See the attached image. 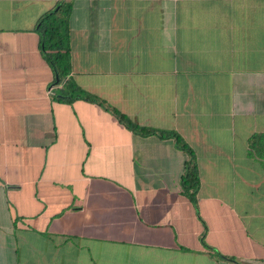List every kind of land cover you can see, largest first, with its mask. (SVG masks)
<instances>
[{"label":"crops","instance_id":"crops-1","mask_svg":"<svg viewBox=\"0 0 264 264\" xmlns=\"http://www.w3.org/2000/svg\"><path fill=\"white\" fill-rule=\"evenodd\" d=\"M60 1L0 0V264H264V0H70V77L177 132L196 203L173 139L52 97Z\"/></svg>","mask_w":264,"mask_h":264},{"label":"trees","instance_id":"trees-1","mask_svg":"<svg viewBox=\"0 0 264 264\" xmlns=\"http://www.w3.org/2000/svg\"><path fill=\"white\" fill-rule=\"evenodd\" d=\"M71 2L70 0H61L54 8L48 10L39 18L38 33L45 60L49 63L53 71L52 85L58 87L55 90L53 98L59 102L72 103L77 99H83L89 102L98 103L106 110L110 111L115 118L124 125L127 129L146 136L156 135L161 138H171L177 146L190 155L187 163L186 173L181 180V188L184 195H186L193 203H196V193L199 186V173L196 158L193 151L188 144L181 138V136L173 130H162L152 127L139 126L120 113L117 109L106 104L94 95L82 90L76 82L70 77V43H69V24ZM260 135H254V138H259ZM252 142V141H251ZM205 248L213 255L219 258L230 259L222 255L218 251L204 244Z\"/></svg>","mask_w":264,"mask_h":264}]
</instances>
